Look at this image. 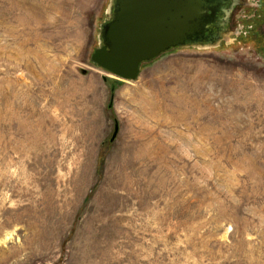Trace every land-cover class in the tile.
<instances>
[{
    "label": "rangeland",
    "instance_id": "374dc122",
    "mask_svg": "<svg viewBox=\"0 0 264 264\" xmlns=\"http://www.w3.org/2000/svg\"><path fill=\"white\" fill-rule=\"evenodd\" d=\"M109 2L0 0V264H264V0L130 81Z\"/></svg>",
    "mask_w": 264,
    "mask_h": 264
},
{
    "label": "water",
    "instance_id": "95a60500",
    "mask_svg": "<svg viewBox=\"0 0 264 264\" xmlns=\"http://www.w3.org/2000/svg\"><path fill=\"white\" fill-rule=\"evenodd\" d=\"M238 0H110L101 46L91 60L123 80L143 64L176 48L216 46L225 36ZM119 131L116 124L111 141Z\"/></svg>",
    "mask_w": 264,
    "mask_h": 264
},
{
    "label": "flooded vegetation",
    "instance_id": "af4514ba",
    "mask_svg": "<svg viewBox=\"0 0 264 264\" xmlns=\"http://www.w3.org/2000/svg\"><path fill=\"white\" fill-rule=\"evenodd\" d=\"M238 1H239V0H238ZM237 5H238V4H237ZM237 5H236V7H237ZM236 7H235V8H236ZM235 8H234V9H235ZM233 11H234V10H233ZM232 13H233V12H232ZM231 15H232V14H231ZM230 19H231V16H230ZM230 19H229V21H230ZM228 23H229V22H228ZM228 25H229V24H227V27H228Z\"/></svg>",
    "mask_w": 264,
    "mask_h": 264
}]
</instances>
